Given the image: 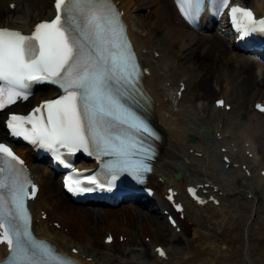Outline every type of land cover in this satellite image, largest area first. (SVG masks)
Instances as JSON below:
<instances>
[{
	"label": "bare ground",
	"instance_id": "bare-ground-1",
	"mask_svg": "<svg viewBox=\"0 0 264 264\" xmlns=\"http://www.w3.org/2000/svg\"><path fill=\"white\" fill-rule=\"evenodd\" d=\"M9 1L17 4L14 11H5ZM114 1L124 12L130 38L149 71L144 84L153 98L150 118L162 139L148 184L155 191L160 209H143L133 204L103 210L72 206L48 167L33 162L20 148L18 153L24 154L33 179L40 185L30 204L36 235L84 264H139L124 259L128 255L127 242L141 245L140 255L147 258L148 250H153V261L146 264H264V195L259 194L264 179L256 174L263 170L264 161L256 162L260 154L252 144L255 138L264 143V116L253 109L247 117L243 113L249 104L262 98L264 70L258 79L256 58L235 52L215 35L200 36L190 30L177 16L170 0ZM243 2L264 13V1ZM51 5V0H0V26L28 31L36 21L52 15ZM143 10H147V15L141 13ZM162 46H166V55ZM155 53H159V59H154ZM157 63L158 69L149 67ZM180 88L184 90L178 98L176 92ZM209 92L212 99L207 95ZM52 96L51 91L44 96L37 94L32 104ZM217 99L227 100L231 112L216 109L213 102ZM217 133L221 140L217 139ZM225 139L230 141L224 143ZM5 140L1 123L0 142ZM233 141L237 147L239 144V153L233 155L232 149L229 150L231 164L246 165L250 177L239 169L232 173L223 170L220 159H215L216 152ZM246 151L252 156L245 155ZM176 166L179 168L174 169ZM176 172L181 174L178 181L173 180ZM160 176H164V181L159 180ZM243 179L249 182L244 184ZM191 184L201 185V191L208 193L207 198H216L220 204L206 203L200 207L189 202L184 193ZM170 187L177 191L176 199L184 204L183 219L176 215V228L170 227L161 216L164 210H170L165 201ZM79 218L84 221L75 228L73 221ZM56 222L58 227L54 226ZM103 223H108L109 229L114 227L111 233L114 242L99 250L90 233ZM183 235L185 243L181 249L161 247L163 243L181 244ZM119 236L125 237L126 242L120 244ZM157 247L166 252L165 258L158 254ZM71 249L78 253L73 254ZM2 255L4 249L0 246Z\"/></svg>",
	"mask_w": 264,
	"mask_h": 264
},
{
	"label": "snow or ice",
	"instance_id": "snow-or-ice-1",
	"mask_svg": "<svg viewBox=\"0 0 264 264\" xmlns=\"http://www.w3.org/2000/svg\"><path fill=\"white\" fill-rule=\"evenodd\" d=\"M206 2L177 0L189 23H195ZM210 2L217 10L229 4ZM55 9V18L37 24L31 35L0 29V110L27 100L36 83L47 82L62 91L29 115L12 114L6 121L9 134L51 152L65 168L70 164L62 150L74 154L82 149L98 159L111 158L106 165L111 174L108 190L122 172L141 181L151 171L152 142L159 137L128 104L142 96V73L120 14L110 0H55ZM231 17L244 36L264 33V19H256L250 9L233 7ZM88 183L105 187L95 177ZM66 185L73 194L94 190L80 187L78 180L76 187ZM36 190L23 161L0 142V244L10 252L6 264H74L33 236L26 201Z\"/></svg>",
	"mask_w": 264,
	"mask_h": 264
},
{
	"label": "rangeland",
	"instance_id": "rangeland-1",
	"mask_svg": "<svg viewBox=\"0 0 264 264\" xmlns=\"http://www.w3.org/2000/svg\"><path fill=\"white\" fill-rule=\"evenodd\" d=\"M141 13L147 15L148 12H147V10L146 11L143 10V11H141ZM165 47L166 46H162V49H163V51H164V53L166 55L167 51L165 50ZM172 50L175 51L176 56H179V52H178V50L176 48H174ZM159 67L160 66H159L158 63L155 64V68H159ZM255 75L259 79L260 76H261V71H257L256 70L255 71ZM230 87H231V84L229 83L228 84V90H229ZM235 94H236V92H235ZM207 95L208 96H211V93L209 92ZM212 98L213 97L211 96L210 99H212ZM258 100H260L261 102H264V93L262 94V98L261 99H258ZM250 110H251V104H249V106L243 110V113L246 114L245 117L249 116L248 113H249ZM244 120H245V118L242 119L241 122L244 121ZM0 121H1V118H0ZM253 145L255 146V148L259 149V152H260L261 156L263 157V161H264V143H260V141L257 138H255L253 140ZM55 182L58 184V180L56 178H55ZM259 194L264 195V185L260 188ZM68 203H69V201H68ZM72 206H75L76 207L78 205L73 204ZM89 210H103V209H100V208H96V209L90 208ZM63 220H66V219L63 218ZM83 221L84 220L83 219H80V218L79 219H76L75 221H73V223L75 224V225L74 224L73 225L75 226V228H77L76 225L78 226V225L82 224ZM78 223H80V224H78ZM107 224L108 223H103L101 225L95 226V232L93 234L90 233V235L93 237V239L94 240L95 239L97 240V246H98L99 250H102L103 249L102 248V246H103L102 245V241H103L102 238H103V235L105 234V232H107L106 230L109 229L108 226H107ZM104 225H106L107 227L104 226ZM103 226H104V229L102 228ZM113 228L114 227L111 226L110 229H109V231L113 232L112 231ZM180 242H181V244H174V243L168 244V243H163L162 246L164 248H169V249L170 248H172V249H181L183 247L184 243H185V237H184V235L183 236H180ZM127 245H129V246L125 247V250L128 252V255L126 257H124V259H127L129 261H132L134 263H139V264L140 263L141 264H146V263H150V262L153 261V257H152V255H153L152 252L153 251L148 250V252L150 253V255L147 258V257H144L143 255H140V252L143 250V248H142L141 245H137V244L131 245L130 242H127ZM131 249H133L135 251L137 250V252L136 253H132V250Z\"/></svg>",
	"mask_w": 264,
	"mask_h": 264
}]
</instances>
